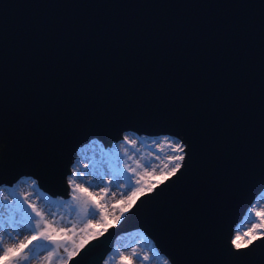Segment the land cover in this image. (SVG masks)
Listing matches in <instances>:
<instances>
[{
  "label": "water",
  "instance_id": "obj_1",
  "mask_svg": "<svg viewBox=\"0 0 264 264\" xmlns=\"http://www.w3.org/2000/svg\"><path fill=\"white\" fill-rule=\"evenodd\" d=\"M126 132L182 167L66 264L133 232L169 264H264V230L232 243L264 192V0H0V187L66 198L79 148Z\"/></svg>",
  "mask_w": 264,
  "mask_h": 264
},
{
  "label": "rangeland",
  "instance_id": "obj_2",
  "mask_svg": "<svg viewBox=\"0 0 264 264\" xmlns=\"http://www.w3.org/2000/svg\"><path fill=\"white\" fill-rule=\"evenodd\" d=\"M175 144L183 148L179 140L170 146L166 140L162 138L158 140L154 137H147L146 143L142 144L125 141L109 148L105 145L103 147L84 145L78 150L67 178L69 196L61 200L43 192L36 180L31 177L19 179L10 187H0V248H18L21 241L27 243V239L31 238L35 221H28L29 214L34 215L27 213L28 204H36L44 213L45 220L58 233L56 244L33 241L27 248L18 250L14 256L4 257L3 252H0V264H9V261L16 260L20 264H49V253L53 247L56 251L51 255V264H66L80 249L74 248L72 241L79 244L81 239H85L88 242L120 221L123 217L121 210L127 211L133 204L132 201H135L139 195L133 196L132 192L128 191L129 187L136 184L137 179L141 182L140 186L145 188L164 180L165 174L172 167L170 157L177 156L181 152L174 148ZM181 153L183 155V151ZM148 164L152 166L148 170L150 174H146L144 170V166ZM70 180L81 184L87 192L74 191V185ZM130 196L132 200H129ZM25 198H27L26 203ZM96 205L103 207L106 218L101 219L97 216L92 220L93 226L86 227L90 219L87 210ZM20 208L24 212L19 210ZM117 217L120 219L117 220ZM60 229L64 231L61 232ZM263 230L264 192L253 202L237 227L233 240L239 234L238 242L244 246L261 235ZM93 233L95 236H92ZM65 235L70 236L72 240L65 243V240L61 239ZM59 246L64 254L59 253ZM65 248L67 251L64 250ZM134 252L139 259L133 255ZM72 253L74 254L70 255ZM121 253L127 257L126 260H120ZM144 257H148L144 259L145 264L169 263L156 253L152 242L142 232H133L116 240L114 248L103 264H142L140 258Z\"/></svg>",
  "mask_w": 264,
  "mask_h": 264
},
{
  "label": "snow or ice",
  "instance_id": "obj_3",
  "mask_svg": "<svg viewBox=\"0 0 264 264\" xmlns=\"http://www.w3.org/2000/svg\"><path fill=\"white\" fill-rule=\"evenodd\" d=\"M174 148L179 149V151H181V152L183 151V148L180 147L179 144H175ZM170 159L172 161V167H171L170 171L167 174H165V177H164L165 179H167L168 176H175L177 174V172L182 167L181 162L184 160V156L183 155H177V156L170 157ZM150 168H152V166L150 164L144 166V170H145L146 174H150L148 172V170ZM133 171H135V170L133 169ZM160 182L162 183L163 181H160ZM70 183H72L74 185V191L80 190L82 192H87V189L84 188L81 184H77L75 182V180H70ZM140 185H141V182L139 179H137L136 184L129 187L128 191L132 192L133 196H135L137 194L143 195L145 193V191L152 192L155 189V187H157V185H151V186H148L147 188H145L144 186H140ZM97 186H101V185H97ZM89 195H91V194L89 193ZM129 200H132L131 196L129 197ZM26 202H27V198H25V203ZM132 202L134 203V201H132ZM97 209H100V210L97 211ZM19 210H22V209L20 208ZM26 211H27V213H34V215L29 214V219H28L29 222H31L33 220L35 221V229L31 235V238L27 239V243L21 241L18 245V248H16V247L0 248V252H3L4 257L14 256V254L18 250L22 251L24 248H27L29 245H31L33 241L47 242L48 244H56V241L58 239V233H57L56 229H54L52 227V225L50 223H48L47 220H45L44 213L37 207V205L36 204H28ZM87 211H88V215H89L90 219H89L86 227H92L93 226L92 220H95L97 216H100L101 219L106 218L103 214V207L101 205H96L95 207H90ZM125 211H126V209L121 210V216H123ZM119 219H120V217H117V220H119ZM60 231L63 232L64 229H60ZM92 236H95V234L93 233ZM239 238H240L239 234H237L236 239H234L232 241V243L235 245L237 250H239L242 246L238 242ZM61 239H64L65 243L72 240V238L70 236H67V235H65V237H62ZM86 243H87V240H85V239H81L79 244H77L75 241H72L73 247L77 248V249L83 248ZM249 243H251V241H249ZM64 250L67 251V248H65ZM55 251H56V248L53 247L52 251L49 253V264H51V255ZM73 254L74 253H72L70 255H73ZM133 255H136L135 252L133 253ZM136 258L139 259V256L136 255ZM126 259H127V257H125L123 255V253H121L120 254V260L124 261ZM144 259H148V257H144ZM9 264H20V262L18 260L9 261Z\"/></svg>",
  "mask_w": 264,
  "mask_h": 264
},
{
  "label": "bare ground",
  "instance_id": "obj_4",
  "mask_svg": "<svg viewBox=\"0 0 264 264\" xmlns=\"http://www.w3.org/2000/svg\"><path fill=\"white\" fill-rule=\"evenodd\" d=\"M147 137L148 136H144V135H136L135 133H132V132H126L124 133L123 137L118 140V141H115L113 142L109 147H116L118 145V143L120 142H125V141H128L130 143H139V144H142V143H146V140H147ZM154 138H157L158 140L159 139H163V140H166L168 142V144H170V146H173V144L175 142H178V140L176 138H173V137H169V136H163V137H154ZM87 146H93V145H98L99 147H103L104 145L99 141V140H91L89 143L86 144ZM81 148V147H80ZM79 148V149H80ZM180 154L179 155H182L181 152H179ZM22 179V178H21ZM23 179H26V178H23ZM28 179V178H27ZM67 183H69V179H67ZM57 199H62V198H57ZM165 259V262L167 263L168 260L166 258ZM169 264V263H168Z\"/></svg>",
  "mask_w": 264,
  "mask_h": 264
},
{
  "label": "trees",
  "instance_id": "obj_5",
  "mask_svg": "<svg viewBox=\"0 0 264 264\" xmlns=\"http://www.w3.org/2000/svg\"><path fill=\"white\" fill-rule=\"evenodd\" d=\"M140 259H141V262H142V261L144 262V258H140ZM143 262H142V264H145V262H144V263H143ZM146 264H147V263H146Z\"/></svg>",
  "mask_w": 264,
  "mask_h": 264
}]
</instances>
